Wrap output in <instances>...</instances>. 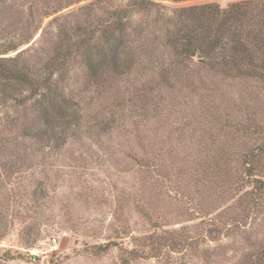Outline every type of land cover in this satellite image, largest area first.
<instances>
[{
  "label": "rangeland",
  "instance_id": "obj_1",
  "mask_svg": "<svg viewBox=\"0 0 264 264\" xmlns=\"http://www.w3.org/2000/svg\"><path fill=\"white\" fill-rule=\"evenodd\" d=\"M131 1L0 0V67L32 80H0V264H264V81L178 76L156 23L207 0H150L127 39L153 56L93 78L77 43Z\"/></svg>",
  "mask_w": 264,
  "mask_h": 264
},
{
  "label": "trees",
  "instance_id": "obj_2",
  "mask_svg": "<svg viewBox=\"0 0 264 264\" xmlns=\"http://www.w3.org/2000/svg\"><path fill=\"white\" fill-rule=\"evenodd\" d=\"M158 6L150 0H132L116 12L113 29L111 25L106 26L100 43L91 44L88 40L77 43L78 47H88L85 63L93 78L98 79L99 73L109 68L115 71L135 69L143 61L142 58L153 56L149 50L152 44L148 43V48L142 44L143 38L140 44L127 38L133 14L150 12ZM158 25L157 22L158 31H165V45L174 58L172 65L182 72L178 76L187 77L191 73L189 62L193 63L197 57L203 66L212 71L264 81V0L236 2L227 9L207 0L203 5L184 7L175 16L166 17L162 29ZM60 58L62 60L65 56ZM16 69L10 71L0 67L1 82L17 80L31 84L30 77ZM172 71L164 68L161 75L167 78ZM248 164L249 173L256 175L259 169L254 165L256 160L251 159ZM256 182L257 187L264 191V180L256 179Z\"/></svg>",
  "mask_w": 264,
  "mask_h": 264
}]
</instances>
